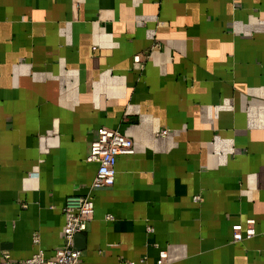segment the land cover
<instances>
[{"label": "crops", "instance_id": "0c3cea01", "mask_svg": "<svg viewBox=\"0 0 264 264\" xmlns=\"http://www.w3.org/2000/svg\"><path fill=\"white\" fill-rule=\"evenodd\" d=\"M101 128L133 154L91 190ZM73 196L79 264H264V0H0V256L53 257Z\"/></svg>", "mask_w": 264, "mask_h": 264}, {"label": "built area", "instance_id": "2783aa9c", "mask_svg": "<svg viewBox=\"0 0 264 264\" xmlns=\"http://www.w3.org/2000/svg\"><path fill=\"white\" fill-rule=\"evenodd\" d=\"M134 62L139 63L140 57H134ZM131 154H133V146L130 138L116 130L99 129L95 139L90 143L86 156L87 162L97 164V171L90 186L91 190L111 187L114 183V164L117 157ZM193 201L200 203L201 197L195 196ZM62 212L65 216L62 245L55 251L53 257L45 259L38 251L24 261L12 263L9 254L2 252L0 264H79L81 252L75 246V237L86 232L88 223L94 214V205L89 196H73L65 200ZM146 230L152 232L150 227H147ZM255 235L253 219H247L243 224L232 226V241L234 243L249 240ZM38 241L37 235H33L32 242L37 244ZM156 264H167L165 250H159Z\"/></svg>", "mask_w": 264, "mask_h": 264}]
</instances>
